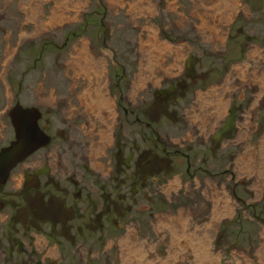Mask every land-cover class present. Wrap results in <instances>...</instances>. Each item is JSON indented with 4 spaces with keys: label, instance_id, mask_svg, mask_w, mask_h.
Returning <instances> with one entry per match:
<instances>
[{
    "label": "rangeland",
    "instance_id": "rangeland-1",
    "mask_svg": "<svg viewBox=\"0 0 264 264\" xmlns=\"http://www.w3.org/2000/svg\"><path fill=\"white\" fill-rule=\"evenodd\" d=\"M227 1L0 0V109L13 95L38 108L52 138L38 154L54 161L48 177L20 189L16 170L0 185L18 191L0 264H264V0ZM74 46L95 64L71 66ZM133 100L151 124L138 171ZM231 100L235 130L212 156L199 133L222 126Z\"/></svg>",
    "mask_w": 264,
    "mask_h": 264
},
{
    "label": "flooded vegetation",
    "instance_id": "flooded-vegetation-1",
    "mask_svg": "<svg viewBox=\"0 0 264 264\" xmlns=\"http://www.w3.org/2000/svg\"><path fill=\"white\" fill-rule=\"evenodd\" d=\"M81 49L85 50V52L88 54L87 57L89 59V60H87L88 62L86 60H85L86 62L85 61L82 62V65L95 64V63L92 62V60L90 58L91 51L89 50L88 47L85 48L84 46L83 47L74 46L73 53H70L71 57L73 58L76 55L77 51H79ZM94 59L99 61L100 57L99 56L98 57H94ZM98 61H97L96 64L101 63V61H99V62ZM69 62L71 63L70 59H69ZM70 65L72 66V64H70ZM194 68L196 70L195 62H194ZM74 75H76V74H74ZM185 76L187 78L191 79L189 76H187V75H185ZM184 84L185 83L183 81H181L179 83V87H184ZM8 89H10V87L7 86V90ZM18 90L22 94V96H21V94H19V97L20 98L23 97V95L25 94V88L23 89L21 87L20 83L18 85ZM176 91H177L176 87H170V89H168V91H167V95H165L163 97V99L168 101L169 99H171V97H173V95L176 93ZM4 94L7 95V91L5 92V90H4ZM14 97H15L14 95L11 96L12 99H10L9 103H8V97H7V103L8 104L4 107V109H0V150L2 148H4V147L8 146L15 138L14 130H13L12 126H11L10 118H9V114H8L9 110L11 109V107L13 105H15V104H20L23 108H36V107H33V106H27L25 104H21L20 101H15L14 102ZM231 102L233 103V105L235 104L234 100H231ZM233 107H236L237 108L236 110H239L241 108V104L239 103L238 105H234ZM36 109L40 113V118L37 121L38 126L40 127V129H42L44 131L45 134H47L50 137V135L48 133L49 124H42L41 123L42 113L40 112V110L38 108H36ZM229 109H230V107H229ZM229 109H228V113H229ZM86 111L91 113V109L90 108L86 109ZM202 111H203L202 116L204 115V117H205L206 116V108H205V106L202 107ZM141 112L145 113V114H148L149 113V109L147 108L146 110H141ZM123 113H124L125 116H130L131 117V120L129 121L127 119L126 123L129 125V127L131 128V131H132L131 138H132V141H133V147L135 149V152L131 151L129 153V155L131 154V159H133L134 156L136 157V161L137 162L135 164V171H138L139 163H140V161H141V159L143 157V154H144V153L142 155L139 154L140 145L147 143L149 141V139H150L148 133L146 131L144 132V129L145 130L151 129V124L149 122H145L144 121L143 118L145 116L139 112V107H138V101L137 100H133L132 101V109L130 111H128L126 109H123ZM6 119H9V126H8V124L5 121ZM223 124H224V121H223ZM223 124H222V126H223ZM208 127H209L208 123H206L205 129L204 130L202 129L199 134H200L201 138L203 137L202 141H204V143H208L209 142V144H210L209 149H210L211 155L215 156L217 149L215 151H212V149H211L212 137L215 135V133L218 131V129L221 126H218V124H217L214 127V129H211V130ZM8 129L10 130L9 133L7 132ZM62 135H63V133L59 134V136H62ZM151 135L155 136V139H156L157 143H162L161 144L162 145L161 150L163 151V153L165 155H168V152H167V147L168 146L166 145V143L161 141L159 135H155L154 131H152V130H151ZM139 136H141V141L139 140ZM104 137L107 138V135H105ZM51 141H52V138L50 137V142L48 143V145L51 143ZM61 141H63L62 137H61ZM48 145H46V146L38 149L37 151L33 152L31 155H29L22 162L17 164L10 171L9 177L11 176L12 172H14L16 170H18V172H19V170L22 172V176H21L22 182L20 184V189L22 188L23 184L30 183V182L34 181V179H39V178H42V177H48L52 173V165H54V161L51 160L50 154L44 155L43 161H42L41 155L38 154V152L41 149H43V148L45 149ZM156 146H158V144H156L155 147ZM57 147H58V144H57ZM173 154L174 155H178V156L182 157L183 159H185V161L187 163L186 172L189 173L190 172V162H189L188 155L187 154H181L177 150L173 151ZM36 155H37V157L33 158ZM129 155H128V157H129ZM60 161H61V158L59 157V159L57 160L58 167L59 166L62 167V165H60ZM178 162L179 163L181 162L180 158H178ZM135 173H137V172H135ZM9 177H8V179H9ZM37 182L39 183V180H37ZM5 184H0V185L3 186ZM16 193H18V191H14L12 193L9 192V191H3L2 193H0L1 196H2V198L0 197V220L2 219L3 211L7 208V204L8 203H7V201L5 202L6 198L10 197V195L16 194ZM7 219H9L8 215L6 217V220Z\"/></svg>",
    "mask_w": 264,
    "mask_h": 264
},
{
    "label": "water",
    "instance_id": "water-1",
    "mask_svg": "<svg viewBox=\"0 0 264 264\" xmlns=\"http://www.w3.org/2000/svg\"><path fill=\"white\" fill-rule=\"evenodd\" d=\"M185 69V75L191 79L197 77L194 58L191 54L185 62ZM236 109V107H230L223 126L212 137V151L218 149L223 140L232 136L235 130ZM8 114L15 138L8 146L0 150V184L7 182L10 171L17 164L50 142V137L38 126L40 113L36 108H23L20 104H15ZM130 158L131 154L128 159Z\"/></svg>",
    "mask_w": 264,
    "mask_h": 264
},
{
    "label": "bare ground",
    "instance_id": "bare-ground-1",
    "mask_svg": "<svg viewBox=\"0 0 264 264\" xmlns=\"http://www.w3.org/2000/svg\"><path fill=\"white\" fill-rule=\"evenodd\" d=\"M230 1V0H229ZM229 1H227V2H229ZM226 2V1H225ZM232 4V3H231ZM227 7V6H226ZM231 8H233V4L230 6V7H228L226 10H225V12H224V16L226 17V15L227 16H229V14H230V12L232 11V9ZM223 13V12H222ZM223 15V14H222ZM87 53L85 52V50L84 49H81V50H79V51H77V53H76V55L72 58V61H71V63L70 64H72V66H74L75 67V69L76 70H78V68L80 67H82V62H84L85 60L87 61V60H89L88 59V57H87ZM85 61V62H86ZM98 61V60H97ZM88 62V61H87ZM99 62V61H98ZM94 63V62H93ZM102 63V62H101ZM101 63L99 64V66H101ZM88 65V64H87ZM98 66V68H100ZM88 67V66H87ZM74 69V68H73ZM75 69H74V71H75ZM101 69H103V68H101ZM84 70V69H83ZM90 70V69H89ZM91 71V70H90ZM101 71V70H100ZM76 72V71H75ZM91 73V72H90ZM100 73V72H99ZM98 75V74H97ZM102 75H103V73H102ZM87 77V76H86ZM101 78V77H100ZM98 79V78H97ZM102 81H104V80H102ZM100 83V82H99ZM91 84V83H90ZM101 84H102V82H101ZM92 86V85H91ZM105 86V85H104ZM103 87V86H102ZM106 87V86H105ZM98 90V89H97ZM103 90V89H102ZM102 92V91H101ZM99 93V92H98ZM103 93V92H102ZM87 95H88V90L86 91V93H84L80 98H83L84 99V101H85V98L87 97ZM103 95V94H102ZM101 97V96H100ZM99 97V98H100ZM98 98V97H97ZM107 98H109V96L107 97ZM82 99V100H83ZM110 99V98H109ZM111 100V99H110ZM86 103V102H85ZM109 103H111V102H109V100H107V99H105V100H102V105H103V112H104V114H105V119H106V121L107 120H109V119H111L112 118V116H113V110L111 109V104H109ZM88 108V107H87ZM89 109V108H88ZM90 109H92V110H94L95 109V107L94 106H92V105H90ZM92 110H91V113H92ZM96 114V113H95ZM98 117V116H97ZM96 116H95V119L97 118ZM105 136V135H104ZM216 214V212H214V215ZM218 215V214H217ZM209 222H211V220L209 219ZM212 227V226H211ZM174 229H175V232H176V227L174 226ZM197 251H201V250H204V249H207L206 248V244H204V242H201L200 244H196L195 245V247H194ZM205 251V250H204ZM205 254V253H204Z\"/></svg>",
    "mask_w": 264,
    "mask_h": 264
}]
</instances>
